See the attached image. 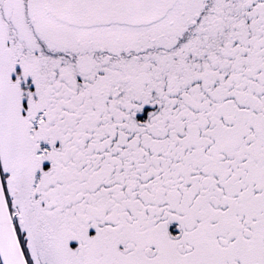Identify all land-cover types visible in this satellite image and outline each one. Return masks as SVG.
I'll return each mask as SVG.
<instances>
[{"label": "snow or ice", "instance_id": "6c2138e0", "mask_svg": "<svg viewBox=\"0 0 264 264\" xmlns=\"http://www.w3.org/2000/svg\"><path fill=\"white\" fill-rule=\"evenodd\" d=\"M0 264H264V0H0Z\"/></svg>", "mask_w": 264, "mask_h": 264}]
</instances>
